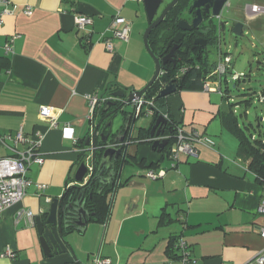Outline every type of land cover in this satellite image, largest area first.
<instances>
[{"label":"crops","instance_id":"obj_1","mask_svg":"<svg viewBox=\"0 0 264 264\" xmlns=\"http://www.w3.org/2000/svg\"><path fill=\"white\" fill-rule=\"evenodd\" d=\"M256 1L264 7L263 0ZM10 2L8 7L29 5L32 13L26 15L18 8L0 22V135L18 130L26 136L43 134L38 147L43 161L31 163L27 176L46 188L37 192L31 184L19 202L2 212L0 264H75L74 259L94 264L97 255L110 258L111 264H179L165 252L171 236L186 241L194 264H244L264 247L260 235L264 218L257 212L264 184L256 182L246 160L240 164L230 160L231 152L221 139L224 127L216 128L219 111L227 109L213 97L221 94L199 88L180 90L183 115L178 125L192 126L203 135L209 131L207 135L212 140L214 135L215 141L197 144L196 156H181L171 166L169 156L163 164L161 152L151 148V137L145 143L134 139L127 148L133 162L123 168L120 181L126 182L117 188L107 225L87 222L82 232L70 233L77 234L75 242L66 236L70 250L46 256L34 218L45 215L50 200L76 182L74 173L85 139L107 102L90 117L83 94L96 91L111 96L116 90L128 94L142 88L151 75L141 37L144 7L140 0ZM117 11L128 21L130 31L127 41L113 38L109 51L100 35ZM79 15L90 16L91 23L78 28L75 18ZM260 27L258 23L256 28ZM12 36L16 37L6 51L4 44ZM41 105L57 113L56 127L40 117ZM64 125L72 128L71 136L63 133ZM5 144L0 142V156L10 154ZM153 162L158 166L149 167ZM133 165L136 171L126 170ZM145 169L164 173L150 179ZM20 210H30L34 216L31 220L24 214L18 217ZM163 212L172 221L158 226ZM7 249L13 257L1 256Z\"/></svg>","mask_w":264,"mask_h":264},{"label":"water","instance_id":"obj_2","mask_svg":"<svg viewBox=\"0 0 264 264\" xmlns=\"http://www.w3.org/2000/svg\"><path fill=\"white\" fill-rule=\"evenodd\" d=\"M143 3L145 15L147 18V27L143 34V42L147 52L151 55L155 62V69L152 77L146 82V84L128 94H125L122 90H116L111 93L114 101H109L102 108L101 113H105L102 118L109 116V121L107 124L101 127V121L94 124L90 135L85 139L86 148L82 149L83 158L79 162L78 167L74 173L75 183L69 186H74L78 193L76 196L72 197L66 196L64 191L58 197H54L50 200L48 211L45 215H37L34 218L37 233L39 236L40 246L43 253L46 256H51L52 253L65 252L70 250L66 236L72 231H68V226L72 225L77 229L84 230L87 223L88 211L84 207V186L87 182L92 179H99L102 182H107L110 176H114V186L110 198L109 210L104 222V226L107 225L111 207L116 195L117 188L119 186L120 178L125 165L129 164L125 160L127 158V148L129 144L135 139L137 130L141 127L135 126V121L137 117L134 115L133 107L131 105V99L134 96L140 97L145 94L146 90L155 82L159 77L161 71V64L165 63L167 60L172 62L175 61L170 59L171 53L166 57L159 59L150 47L148 37L151 33L152 28L160 22L164 14L169 10L177 0H171V2L163 9L159 17L152 21L157 8L163 2V0H140ZM228 0H195L193 2L194 7H199L202 3L205 4V9L210 13V18L208 23L210 24L211 30L217 32L215 25L213 24V19L219 18V12L224 7ZM228 13V11H226ZM183 21L178 23L181 28H186L183 25ZM198 20L195 21L194 26L196 27ZM243 23H236L232 27V33L236 36H241ZM178 35L174 36L170 42L177 41ZM173 50V49H172ZM180 89H178L177 84L173 81L166 83L161 89L155 94V99L163 98L166 104V109L168 114L172 117L175 123H181L182 121V101L179 95ZM122 100L118 107L109 111L110 107L116 105L115 101ZM121 104L130 105V109H125ZM155 114L150 117L152 118L149 125L143 128H148L149 137L163 135L165 131L169 134L174 131L172 127H166L167 119L163 116L164 110L160 109L155 105ZM109 111V112H108ZM108 112V113H107ZM121 116V122L116 128L112 127L111 121L116 115ZM255 113H252L254 116ZM153 120V121H152ZM167 144V139L162 141L154 140L151 143V148L161 152V150ZM98 154L99 157H98ZM120 158V163L115 171L116 160ZM131 164V163H130ZM106 172V175L104 173ZM74 231V230H73ZM99 256V255H97ZM75 260V264H84L82 262Z\"/></svg>","mask_w":264,"mask_h":264},{"label":"built area","instance_id":"obj_3","mask_svg":"<svg viewBox=\"0 0 264 264\" xmlns=\"http://www.w3.org/2000/svg\"><path fill=\"white\" fill-rule=\"evenodd\" d=\"M3 7L0 9V22H2V17L4 15L13 14L18 8L22 9V12L26 15L32 13V8L29 5H17L12 4L10 0H0ZM255 12L262 11L264 13V7L253 6ZM91 23V17L87 15H79L75 18V24L78 28H83L86 24ZM130 31V25L128 21L119 14L117 11L109 26L101 33L100 39L103 40L107 50H112L113 44L112 39L118 38L127 41L128 34ZM109 32V35L106 33ZM16 36L10 37L9 41L4 44L6 51L10 50V43ZM184 68L181 69V72ZM161 72V71H160ZM244 74L241 72H236L233 70L232 56L229 53L220 52L215 59V66L209 77L203 83L202 89L204 91H215L222 94L221 82L224 80L226 83H234L244 78ZM89 108L90 117L93 116L96 107L105 101L112 100V96H103L98 92H87L83 94ZM259 100H264V95H259ZM131 105L133 107L134 115L139 117L141 115L152 117L155 114V103L151 98H147L144 95L137 97L134 96L131 99ZM38 113L41 118L48 121L49 126H57V113L51 110L49 106L41 105L39 106ZM163 116L167 119L168 123H171L172 117L168 112H164ZM63 133L66 136L72 135V128L69 125H64L62 128ZM173 138V143L169 148V157L172 161L171 166H175L181 156H196L197 155V144H211L212 141L207 136L203 135L196 128L190 126L189 128H184L178 125L174 128V133L172 136L169 134H163L159 136H153L149 140L150 142L154 140L162 141L163 139ZM43 138V134L40 132H35L32 136L24 135L21 130L16 131L14 134L5 133L0 135V142L5 144L6 141L10 140L11 145H6L10 151V154L5 156H0V218L2 212L9 206L19 202L26 194V189L31 184H34L37 192L43 191L46 188L44 183L36 182L34 183L28 176L27 171L31 163H42L43 158L38 150L39 144ZM25 145L24 148L20 149L19 145ZM164 171L153 169H148L145 171V175L150 179H156L162 175ZM49 200V199H47ZM257 212L264 215V191L260 199L259 205L257 207ZM22 214L25 215L27 220H31L34 216L30 210H20L17 212L18 217ZM260 235L264 239V226L260 227ZM174 247L179 251L181 257L179 259V264H194V259L191 256L190 250L186 241L183 238H179ZM1 256L13 257L14 253L7 249L2 253ZM94 264H111V259L108 257L102 258L96 256L94 259ZM244 264H264V247L259 250L255 255H253Z\"/></svg>","mask_w":264,"mask_h":264},{"label":"trees","instance_id":"obj_4","mask_svg":"<svg viewBox=\"0 0 264 264\" xmlns=\"http://www.w3.org/2000/svg\"><path fill=\"white\" fill-rule=\"evenodd\" d=\"M148 41L151 49L153 50V45L157 43L155 36L153 35V31L149 34ZM215 66V60L210 59L204 53V50L195 51L190 56H185L181 60L173 63L161 64V72L159 77L153 82V84L146 90L144 96L147 98H151L156 102L160 109L164 110V112H168L166 109V104L163 98L155 99V94L163 87L166 83L173 81L177 84L178 89H199L202 88L203 83L209 77V74L212 72ZM184 68V71L181 72V69ZM109 95V94H108ZM107 95V96H108ZM250 99V98H249ZM249 99H245V102H249ZM122 100L115 101L116 105L109 108V111L113 110L115 107L120 105ZM109 102V101H107ZM106 102V103H107ZM108 111V112H109ZM102 109L99 111V117H103L105 113H101ZM107 112V113H108ZM235 107L227 104V109H222L219 111L220 122L223 127L229 131H231L237 139V155L246 160L247 169L252 172L255 176V180L259 184H264V134L263 137L259 135V137H255L253 134L250 135V138L246 137L243 131L238 127L236 118L234 116ZM153 121V120H152ZM171 123L173 124V128L178 126V123H175L173 119H171ZM148 128H139L136 134V141L145 143L146 139L149 137ZM174 133L171 132L169 135L172 136ZM166 134V133H165ZM149 142V141H148ZM150 143V142H149ZM173 143V138L169 137L167 139V144L161 150V158L165 155L168 157L169 148ZM81 146H83L81 144ZM83 151L81 152V159L83 158ZM100 154H98L99 157ZM79 161V162H80ZM127 163H132L133 159L130 157L125 160ZM120 163V158L116 160L115 163V171L117 170ZM158 162H153L149 167H157ZM106 175V172L104 173ZM114 176H110L107 182H102L99 179L92 180L90 179L87 184L84 186V207L88 211L87 214V222H96V223H104L110 205V198L113 191L114 186ZM126 182L121 181L119 184ZM64 193L66 196H76L78 190L74 186H67L64 189ZM46 214V213H45ZM171 218L167 217L166 213H161L158 219L157 225H165L171 222ZM68 231H78L82 232V229H77L76 227L70 225L67 228ZM179 239V236H171L169 242L166 247V254L168 258L172 260L179 261L181 255L179 251L174 247L175 242ZM189 247V246H188ZM191 253V252H190Z\"/></svg>","mask_w":264,"mask_h":264},{"label":"rangeland","instance_id":"obj_5","mask_svg":"<svg viewBox=\"0 0 264 264\" xmlns=\"http://www.w3.org/2000/svg\"><path fill=\"white\" fill-rule=\"evenodd\" d=\"M251 1L252 0L239 1L242 20L245 23L243 34L241 36H238L237 38H234V35L227 29L223 34H220L219 44L216 43V45L212 47L213 49L210 53V57L213 59H216L217 57L218 48L221 49L220 51L222 53L231 54L232 62L234 64L233 70L236 72H241L245 75L244 78L236 81L235 85L233 82L230 83L228 81L226 83L224 80H222L220 85L222 90L221 96L213 94V97L215 101L221 105V108H224V103L226 104V106L227 104H230L232 105V107H235L234 116L236 118L238 127L248 138H250L251 134H253L255 137H259V135L263 137L264 134V100H259V95H264V13H259L253 18L249 17V15L245 12V5ZM260 4L264 5V0L261 1ZM258 23L261 26L259 29L256 28ZM143 24V30L141 33L142 41L144 31L147 27V18L144 9ZM217 45L218 47L216 48ZM143 54L145 55L149 63V69L151 70V75L149 77L150 79L155 69V62L151 55L147 52L144 42ZM245 99H249L250 101L245 102ZM121 106H123L126 110L130 109V105L121 104ZM252 113H255L254 116H252ZM96 118L97 120H99V122L101 121L102 127L104 123L107 124V121H109L110 117L107 116L105 118H101L99 116H96ZM151 119L152 118L150 117L141 115L137 117L135 126H148ZM216 121V128L222 126L219 115H217ZM120 122L121 116L118 114L111 121L112 127L116 128L118 124H120ZM223 129V133H225V136H222L221 139L225 140L224 145L226 148H228L226 149V151L228 150L231 152L229 153L231 154V159H229L234 161V163L236 164L242 163V159L237 155L236 137L231 131L225 128ZM207 134H210V132L207 131ZM207 134L205 136L210 138ZM211 137L215 141L216 137L214 135H212ZM213 140L211 139L212 142ZM229 145L231 146L229 147ZM168 161L169 159H167V156L165 155L162 159V163L167 164ZM126 170H129L131 172L136 171L137 165L126 166ZM147 170L148 169H145V171ZM42 203L44 205H47L44 197H42ZM259 215L260 217L262 216L264 218V215ZM67 236L75 242L77 234L74 233L73 235H71L69 233Z\"/></svg>","mask_w":264,"mask_h":264},{"label":"flooded vegetation","instance_id":"obj_6","mask_svg":"<svg viewBox=\"0 0 264 264\" xmlns=\"http://www.w3.org/2000/svg\"><path fill=\"white\" fill-rule=\"evenodd\" d=\"M195 0H177V2L164 14L162 20L158 22L151 31L155 36L157 43L153 45V52L159 56V59L166 57L171 53L170 59L175 62L181 60L185 56L192 55L195 51L204 50V53L210 59V53L212 47L219 44V36L223 34L227 29L232 33V27L236 23H243L242 33L245 28V23L242 20V14L240 10L239 1L241 0H228L224 7L219 12V18L213 19V24L215 25L217 32L211 30L210 24L208 23L210 18V13L205 9V3H202L199 7H194L193 2ZM171 2V0H163V2L157 8V11L152 19L155 21L163 9ZM256 0L245 5V12L249 15L251 13H263L262 11L255 12L253 6L263 7L254 4ZM228 11V13L226 12ZM198 20L197 26H194L195 21ZM183 21V25L186 28H181L178 23ZM148 25V23H147ZM233 34V33H232ZM178 35V40L175 42H170V40ZM234 35V34H233ZM238 36L234 35V38ZM218 45L216 46V48ZM173 49V50H172ZM218 48L217 56L221 52ZM217 58V57H216ZM215 60V58L213 59ZM172 63L166 61L163 64ZM166 127H172L171 124L167 122ZM169 134L165 131L164 134Z\"/></svg>","mask_w":264,"mask_h":264}]
</instances>
